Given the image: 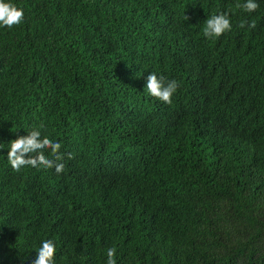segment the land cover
I'll return each mask as SVG.
<instances>
[{
    "label": "trees",
    "instance_id": "1",
    "mask_svg": "<svg viewBox=\"0 0 264 264\" xmlns=\"http://www.w3.org/2000/svg\"><path fill=\"white\" fill-rule=\"evenodd\" d=\"M6 2L24 20L0 26V264L48 239L55 264L112 247L117 264H264V0ZM221 12L232 30L206 38ZM151 72L179 82L171 104ZM32 130L63 173L12 169Z\"/></svg>",
    "mask_w": 264,
    "mask_h": 264
},
{
    "label": "clouds",
    "instance_id": "2",
    "mask_svg": "<svg viewBox=\"0 0 264 264\" xmlns=\"http://www.w3.org/2000/svg\"><path fill=\"white\" fill-rule=\"evenodd\" d=\"M244 11L252 13L259 8V4L255 0H246V3L237 5ZM186 19L188 17L186 16ZM24 20V11L11 2L0 0V26L12 28L19 25ZM256 27L255 21L251 24L247 20L240 22L239 27ZM232 30V22L227 12L213 14L204 22L203 34L206 38H219L226 32ZM179 82L177 80H168L163 75H157L151 72L147 77L146 91L153 97L163 103L171 104L174 94L178 91ZM61 143L49 139L47 136L41 138L39 130H32L26 136H19L10 142V150L7 159L16 172L24 167L33 168H55L57 174L63 173L65 169L64 153L61 150ZM45 150H50L52 158L45 156ZM72 155L68 154V159H72ZM56 245L51 239L44 240L37 250V256L32 264H55ZM106 264H117L116 248L107 249Z\"/></svg>",
    "mask_w": 264,
    "mask_h": 264
}]
</instances>
